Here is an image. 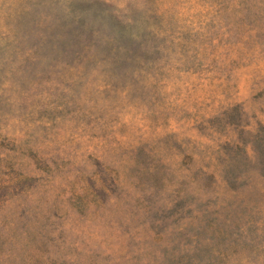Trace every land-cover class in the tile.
Instances as JSON below:
<instances>
[{
    "label": "rangeland",
    "instance_id": "obj_1",
    "mask_svg": "<svg viewBox=\"0 0 264 264\" xmlns=\"http://www.w3.org/2000/svg\"><path fill=\"white\" fill-rule=\"evenodd\" d=\"M0 264H264V0H0Z\"/></svg>",
    "mask_w": 264,
    "mask_h": 264
}]
</instances>
